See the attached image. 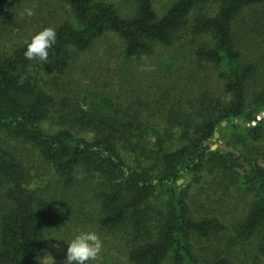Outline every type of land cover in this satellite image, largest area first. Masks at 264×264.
<instances>
[{"label": "trees", "instance_id": "trees-1", "mask_svg": "<svg viewBox=\"0 0 264 264\" xmlns=\"http://www.w3.org/2000/svg\"><path fill=\"white\" fill-rule=\"evenodd\" d=\"M26 1L0 0V20ZM128 1L132 12L124 16L107 1L59 0L64 16L53 26L56 43L47 62L28 60L24 42L6 45L0 35V130L36 148L60 190L74 188L79 168L99 182L93 196L98 230L127 233L129 264H234L239 256L252 264L264 260V161L217 144L212 149L222 123L240 142L264 140V116L254 119L264 112V94H257L247 111L246 90L256 66L242 60L233 32L235 19L264 0H172L160 10L152 0ZM204 8L214 12L200 13ZM185 34L191 42L174 51L165 70L179 75L186 64L210 67L222 98L206 94L190 111L161 108L162 130L142 124L138 105L148 98L147 92L140 98L131 84L134 62L175 49ZM100 40H112L117 48V55L107 59L115 64L118 80L96 93L81 91L67 77L77 56ZM85 65L76 67L77 75H93ZM51 116L58 128L45 131L42 125ZM172 131L180 141L174 149L167 146ZM202 174L250 199L230 226L213 215L191 216L187 190L177 181L189 176L199 183ZM26 181L21 163L0 146V193L7 202L0 201V264H39L47 239L65 230L63 209L36 196ZM200 242L210 245L197 253Z\"/></svg>", "mask_w": 264, "mask_h": 264}, {"label": "rangeland", "instance_id": "rangeland-1", "mask_svg": "<svg viewBox=\"0 0 264 264\" xmlns=\"http://www.w3.org/2000/svg\"><path fill=\"white\" fill-rule=\"evenodd\" d=\"M112 3L121 15H129L132 12V4L128 0H101ZM172 0H152L158 10L166 7ZM59 0H27L16 7L12 13L0 20V35L7 45L10 42L18 44L29 39L36 31L45 27H53L64 16L60 10ZM32 7L35 11L33 17H21L20 8ZM200 13L208 15L214 12L212 8L198 9ZM197 13V10L194 11ZM233 32L235 44L242 55L244 62H251L256 66V72L249 80L246 90L248 102L247 111L252 110L255 96L264 94V4L244 10L234 21ZM191 42L188 34L182 35L175 49L159 50L151 58L134 62L135 79L131 84L140 91L139 97L143 98L147 92L148 100L144 105L139 104L138 113L141 114V123H153L159 130L164 129L162 109H184L187 111L196 108L201 98L209 94L212 98H222V88L216 72L210 67L197 68L195 64L184 65V72L177 75L168 72L163 64L168 62L174 51ZM117 55V48L112 40H100L90 52L79 54L74 62L68 79L72 80L73 87L86 92L96 93L102 90L105 84L112 86L118 80L115 73V64H108L107 58ZM188 60V59H186ZM165 61V62H164ZM84 63L93 75L81 76L76 74V67ZM80 76L79 79L77 77ZM192 76V77H191ZM117 79V80H116ZM74 80L77 82L74 84ZM104 90V89H103ZM54 114V113H53ZM263 114V113H261ZM260 114V115H261ZM258 118V117H255ZM45 131H53L58 128L57 120L50 117L42 125ZM217 134L216 143L222 149L235 152L238 155L248 157L263 164L264 140L240 142L233 136L230 128L225 124ZM172 137L167 146L174 149L180 145L177 134L172 131ZM0 146L11 152L23 166L27 181V188L36 196L53 201L60 206L66 214L65 230L59 237L47 239V247L44 254L38 260L39 264H62L65 258L68 241L74 233L80 231H95L103 244V251L96 262L89 264H129L126 258L127 233L119 231L104 233L98 230L97 204L94 194L101 187L99 182L87 174L82 168L76 171V184L74 188L63 191L54 175L52 168L42 159L38 150L32 145L16 139L0 130ZM212 146V147H213ZM199 183H193L189 176H184L179 184L180 189L186 188V202L193 218L213 215L227 225L239 219L244 210L248 208L250 199L242 195L234 187H229L219 178H213L207 174L201 175ZM0 201L7 205L0 193ZM163 200H159L160 204ZM201 243V244H200ZM196 243L197 253L201 246H209V243ZM201 254V253H200ZM203 254V253H202ZM234 264H252V260L239 256L233 259ZM164 264H170L165 261ZM255 264H264V260Z\"/></svg>", "mask_w": 264, "mask_h": 264}, {"label": "clouds", "instance_id": "clouds-1", "mask_svg": "<svg viewBox=\"0 0 264 264\" xmlns=\"http://www.w3.org/2000/svg\"><path fill=\"white\" fill-rule=\"evenodd\" d=\"M21 17H33L35 11L32 7H23L18 12ZM56 30L45 27L25 40L24 56L28 60L47 62L49 49L56 43ZM67 244L65 258L62 264H89L96 262L103 251V244L95 231H80L74 233L72 238L65 241Z\"/></svg>", "mask_w": 264, "mask_h": 264}, {"label": "water", "instance_id": "water-1", "mask_svg": "<svg viewBox=\"0 0 264 264\" xmlns=\"http://www.w3.org/2000/svg\"><path fill=\"white\" fill-rule=\"evenodd\" d=\"M264 116V112L263 114L259 115L258 118H254L255 120H259L260 117H263ZM238 123L240 124L241 123V120L238 121ZM224 125V123H222V126ZM214 137L217 138V133L214 134ZM215 148V146L212 147V149ZM181 182V180H178L177 181V184L179 185Z\"/></svg>", "mask_w": 264, "mask_h": 264}]
</instances>
